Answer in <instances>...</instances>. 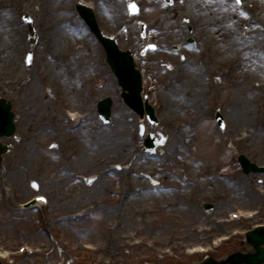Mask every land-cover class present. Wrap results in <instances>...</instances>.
<instances>
[{
  "label": "rangeland",
  "instance_id": "1",
  "mask_svg": "<svg viewBox=\"0 0 264 264\" xmlns=\"http://www.w3.org/2000/svg\"><path fill=\"white\" fill-rule=\"evenodd\" d=\"M35 1L22 7L13 4L11 12L20 28L18 35L2 37L0 33V53L9 50V55L6 54L9 57L0 54V98L11 102L15 123L11 136H0V142L8 146L1 155L0 176L8 173L9 160L20 148L23 136L20 110L27 101L14 72L20 70L23 76L38 82L44 100L50 101L49 106L47 101L44 104L47 111L62 115L57 122H44L39 135H36L38 128L32 131L35 148L23 179H9L4 191L0 190L3 194L0 252L6 249L10 254L0 259V264H202L205 257L191 252V248L205 246L211 237L216 242L230 231L242 234L254 223L264 222V172L245 174L236 159L243 153L251 162L264 166V93H260L264 91L262 1L250 7V0H230L239 15L247 8L250 14L245 16L258 19L252 22L254 26L247 20L234 28L225 19L223 0H173L175 10L179 5L197 6L194 15L201 22L192 17L191 22L179 20L181 36L190 33L186 29L189 25L198 40L191 53L183 51L186 60L164 59V51L147 55L148 58L136 55V64L142 72V95L154 107L157 118L156 125L142 121L145 134L150 131L165 136L164 144L152 155L144 150L145 134L141 136L138 132V115L120 97V87L105 63L101 46L75 9L76 2L91 4L100 24L106 22L103 16L109 14L119 20L125 1L109 0L108 4L102 0ZM137 1L142 8L141 16L153 21L156 11L149 9L151 0ZM96 5L101 8L96 10ZM56 9L67 11L63 14L75 30L62 40L57 34L62 27L61 14L54 13ZM25 14L32 18V38L22 19ZM165 24L161 20L152 26L159 30ZM167 27L162 30L170 34ZM223 38L226 43L235 39L249 44L252 40L253 48L259 50L250 66L259 63L261 68L250 75L247 84L250 90L245 93L250 104L244 107L234 102L237 83L225 81L209 86L205 82L206 71L214 66L207 55L212 51L217 62L218 57L223 59L218 49L225 43ZM44 49L60 51L62 60L71 57L67 60L73 61L75 73L62 78L59 68L53 69L55 72L47 69V73L42 72L48 67L42 56ZM29 50L32 59L26 65ZM223 52L231 53L230 45ZM73 55L79 58L74 61ZM88 57L92 63L86 60ZM13 63L17 70L13 69ZM193 72L199 76L192 78L189 74ZM177 87L189 89L191 99L170 111L164 104ZM196 91L202 99L194 97ZM106 96L111 97L112 108L109 121L103 122L96 104ZM54 107L57 111L50 110ZM68 108L73 110L74 119L63 113ZM216 111L223 115V130L216 124ZM230 111L235 114L233 122L229 121ZM87 126L93 127L97 134L103 133L92 137L74 157L70 154L76 150L75 143ZM178 128H187V134L177 132ZM180 135H184L183 141L177 140ZM107 136L117 144L105 139ZM81 154L82 160L78 162ZM37 194L45 195L49 203L22 208ZM204 201L213 203L210 212L203 209ZM124 208L129 210L125 215ZM231 212L239 214V218L231 219ZM118 232L121 237H112ZM21 246L33 251L21 252ZM248 246L239 235L223 242L210 255L219 259L232 251L245 253Z\"/></svg>",
  "mask_w": 264,
  "mask_h": 264
},
{
  "label": "bare ground",
  "instance_id": "2",
  "mask_svg": "<svg viewBox=\"0 0 264 264\" xmlns=\"http://www.w3.org/2000/svg\"><path fill=\"white\" fill-rule=\"evenodd\" d=\"M260 1L264 3V0H255V1L250 0V7H253L254 4H257ZM33 3H36V1L35 0H0V33L3 35L2 37L10 36V35H18L20 33V28L17 27V22L13 20L12 18L11 8L14 6L13 4L18 5L19 7H22L25 4L32 5ZM222 4H223L222 8H223L225 19L227 20L229 24H231L230 26L237 28V26H240L247 20H249V22L248 21L247 22L250 25L251 24L253 26L256 25L252 22L253 21L257 22L258 20L257 18H255L253 15L245 16L246 13H249V11L246 10L247 8H245L244 11H240L241 14L239 15L237 12L239 10L235 7V5L231 3L230 0H223ZM262 6L264 7V5ZM56 10L57 11H54V13L61 14V20L59 21L60 22L59 25L60 26L62 25L60 30L57 32L59 36L58 35L56 36H58L59 40H62L63 36L69 35L73 33L75 30H74V27L71 26V22L69 21V19L67 20V18L64 16V14H66L67 11L62 10V9L61 10L56 9ZM45 24L47 25L45 27L49 28V24H47L46 22ZM254 31L255 30H253V32ZM224 40L225 38L222 39L223 42H225ZM252 44H253L252 40H250L249 44H247L246 42L238 43V41L235 39L232 40L231 43L225 42L224 44L221 45V47H218L219 51H222L223 59L222 58L221 59L223 61L218 57L219 61L217 62L215 59V54L212 51L209 52V54L207 55V59L209 61L214 62L213 68L211 70L206 71L205 82L207 83V85L218 86L225 81H231L232 83H237V89L233 95V98L235 99L234 102L241 104L243 107L250 104L249 101L245 99V96H246L245 93L250 90V87L247 85L249 84L248 82L250 81L249 78H251L250 75L253 72H255L254 70H258L261 68V64L259 63L253 64V67L250 66L259 53V50L253 48ZM228 45H230L231 53H224L223 51L227 48ZM8 52L9 50L7 51L3 50L0 54L3 55L2 56L3 58L9 57L6 55V54L9 55ZM61 54L62 53L57 50L49 51L47 49H44L42 56L46 58V63L48 67H46L45 63H43V66L46 68H43L42 72L47 73V70L48 71L51 70L55 72L53 69L59 68L60 77L62 78L71 77V75L75 73V68L73 67V61L67 60L68 58H71V57H67V59L64 58L62 60L60 58ZM76 58H79L78 55H73L74 61H76ZM86 60L89 63H92L91 58L88 57L86 58ZM224 61H228V63L225 64ZM13 64H14L12 65L13 69L17 70L18 67L15 65V63ZM60 67H62V71ZM22 73H23L22 71L17 70L16 72H14L15 74L14 77L16 80H18L17 82L19 85V90L25 91L23 95L25 96V99L27 101L26 105H24V108L20 110V119L24 124V128L22 131L23 136H22V139H20L21 140L20 148L15 153V155L12 157V160L11 158L9 160L8 173L5 176L4 175L0 176V190H2L5 187L4 186L6 185L5 181H9V179H11V181H20L23 179L22 178L23 171L26 169L27 163L31 159V156L34 153V148H35L34 145L32 144V137H33L32 131L38 128L36 131V135H39L41 133V128L43 129L44 127V122L46 121L57 122L58 118H61L60 115H62V112H60V115L58 113V115L55 116L54 114L55 111L54 112L47 111V108L45 107L44 104H45V101H47L46 105L49 106L48 102L50 101L49 99L44 100L45 99L44 95L39 91L38 82L32 81L33 78H31L28 75L23 76ZM189 75H191L192 78L199 76L195 72L190 73ZM167 86L171 87V85L169 84H167ZM173 91L175 92H173L169 97H167L168 101L164 104V107H167L170 111L176 110L177 107L181 103L189 102L191 99L190 95H192L189 89L186 90L185 88H182V87H177L176 89H173ZM198 93L199 91L193 92L194 97L200 100L202 99V95ZM260 93H264V91ZM262 96L263 95L259 97H262ZM29 103H32V104H29ZM50 110H56V109L54 107V108H50ZM63 113L64 114L66 113V115H68L71 119H74L76 117L73 110H70L69 108H68V111L65 112L64 110ZM229 113H230L229 121L233 122V120H235V114L234 112H231V111ZM70 120H66V121H70ZM75 121H81V120L75 119ZM80 124H82V122H80ZM77 128H79V126ZM176 131L184 135L187 134L188 132L187 128L185 129L178 128ZM101 133L103 132H99L98 134H101ZM98 134L97 132H93V127L87 126L83 130L79 139L77 140V143H75L76 150H74V152L71 153L70 155L72 156L74 155V157L77 156L80 152L81 147L88 145L89 142L91 141V138L95 137ZM184 135H180V137H178L177 140L183 141ZM105 139L110 140V142H112L114 145L117 144L114 142V139H112L109 136L105 137ZM260 149H261V152H263L262 148ZM257 150L259 149L257 148ZM82 157H83V154L79 155V158H77L78 162H81ZM50 177H51V174H50ZM2 196L3 194L0 193V197ZM33 201L34 202L31 204V206H43L41 205L40 202H35V200ZM128 211H129L128 209L124 208L123 209L124 215ZM119 233L120 232L115 233L114 235H112V237L116 235L121 237V234ZM111 249L112 250L114 249L113 244L111 245Z\"/></svg>",
  "mask_w": 264,
  "mask_h": 264
},
{
  "label": "flooded vegetation",
  "instance_id": "3",
  "mask_svg": "<svg viewBox=\"0 0 264 264\" xmlns=\"http://www.w3.org/2000/svg\"><path fill=\"white\" fill-rule=\"evenodd\" d=\"M198 7L200 8V6ZM100 8L101 7H98L97 5V9L99 10ZM196 8L197 6H193V7L190 6V8H185L184 6L181 7V5H179L178 9L175 10L172 5V6H168L169 11H167L165 10L167 9L166 7L158 4L156 0H152L150 9L152 10L153 13L156 11L153 14V22L158 24V22L164 20L166 21L167 24H165L164 27H162L163 25H161L159 30L155 29V27L153 26H149V30L147 29L145 30L146 32L145 39H142L137 32L135 19L131 20L126 15L124 16L123 13L120 14L119 20L118 19L116 20V18L111 17L110 14L108 15L109 17L103 16L104 19H106V22L102 21L100 25L107 35L114 38V40L117 42L120 48H124V49L129 48L134 50L135 48L138 49L139 46L141 47L143 44L147 42H154L156 45L158 44V47L155 49L156 53H160V52L163 53L164 51L165 56L162 55L164 59H180L181 55L183 54L186 55L185 52H183L182 54L181 53L182 51L191 53L193 48H195V45L197 44V37H195L191 33L192 27L189 25L187 26L186 29L190 33L187 34L183 33V35L181 36L182 26L179 20L183 19V22L185 23L188 20L189 22H191V17H192L193 19L196 20V22H201L200 19L194 15V12H196L197 10ZM140 18L147 19L146 17L143 16ZM123 24H125L126 27H122ZM170 25L172 27L171 29H170ZM165 27H167L166 31L171 30L170 34H166L164 30H162V28ZM164 33L168 35L167 38H169L170 36L172 39H167ZM189 35L194 38V41L192 43H189L186 40L187 36ZM165 39L167 41H165ZM178 43L181 45L180 47L176 46V44ZM185 58L187 57L185 56Z\"/></svg>",
  "mask_w": 264,
  "mask_h": 264
},
{
  "label": "water",
  "instance_id": "4",
  "mask_svg": "<svg viewBox=\"0 0 264 264\" xmlns=\"http://www.w3.org/2000/svg\"><path fill=\"white\" fill-rule=\"evenodd\" d=\"M88 13V15H84ZM81 14L85 16L87 20L91 19L89 15V10L86 8L81 9ZM107 51L109 52L108 61L111 64L113 70L117 74L119 78V83L123 86L124 89H128V93L123 94L124 99L127 104L132 107L135 111L139 113V116H142L144 107L142 105V97L140 94L141 91V75L137 69H135L134 64L132 62V58L128 55L124 56V59L120 62L115 60L112 57L110 49L113 48L115 50V45L112 42H106ZM125 53V52H124ZM128 54V53H126ZM123 56L124 54L121 53ZM120 64V65H119ZM11 104L9 102H5L3 99H0V135H10L14 131V124L12 122L13 113L10 111ZM99 112L101 117L105 120H109V114L111 109V100L110 98H106L104 101H101L98 105ZM145 110L149 117H152V121H155L153 117L154 109L148 104H145ZM220 117V115H218ZM221 118V117H220ZM164 138L157 139L153 136H148L146 139V144L149 147V150H153L158 144L163 143ZM5 146L0 144V154L5 151ZM243 169L246 173L250 170L256 171L258 168L255 167L254 164L248 162V160L244 156L239 157ZM1 160V158H0ZM256 233V232H255ZM254 232L249 234V240L256 246L257 252L254 256H241L240 254H233L229 258L230 260H245L250 262H257L264 260V246L261 244L264 243V228L259 232V235H256ZM210 263V262H208Z\"/></svg>",
  "mask_w": 264,
  "mask_h": 264
}]
</instances>
